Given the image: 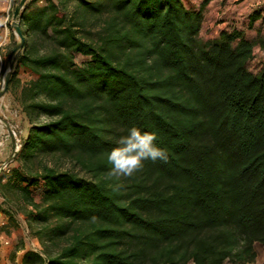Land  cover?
<instances>
[{"label": "trees", "instance_id": "trees-1", "mask_svg": "<svg viewBox=\"0 0 264 264\" xmlns=\"http://www.w3.org/2000/svg\"><path fill=\"white\" fill-rule=\"evenodd\" d=\"M206 2L26 0L7 93L27 132L0 195L41 250L19 264L255 262L264 69L249 70L240 30L201 37ZM133 127L155 133L168 162L109 177L108 153Z\"/></svg>", "mask_w": 264, "mask_h": 264}, {"label": "crops", "instance_id": "crops-1", "mask_svg": "<svg viewBox=\"0 0 264 264\" xmlns=\"http://www.w3.org/2000/svg\"><path fill=\"white\" fill-rule=\"evenodd\" d=\"M203 1L184 0L187 7L192 9H197ZM6 2L8 1L0 0V29L5 33L7 31L6 35L9 36L14 35V32L12 29H6L4 25L2 12L6 10ZM203 15L200 31L203 39L216 38L222 30L236 28L253 43V58L248 63L249 70L257 72L264 69V0H207ZM10 132L7 124H0V166L6 162L10 163L15 151L16 141ZM261 255L264 258V249ZM258 257L257 254L256 258Z\"/></svg>", "mask_w": 264, "mask_h": 264}, {"label": "rangeland", "instance_id": "rangeland-1", "mask_svg": "<svg viewBox=\"0 0 264 264\" xmlns=\"http://www.w3.org/2000/svg\"><path fill=\"white\" fill-rule=\"evenodd\" d=\"M7 1L13 4V0ZM8 2H6V5ZM3 15L4 12H2ZM6 29L10 28L6 27ZM6 33L3 29H0V88L7 67L9 53L17 42L15 34L7 36ZM81 59L83 58L77 57V60ZM17 74L21 82L30 78L29 72L22 67L18 68ZM3 97L6 103L0 105V124H7L9 126L10 135L14 137L17 146L26 135L27 121L25 118L23 119V114L12 102L9 94L6 93ZM16 146L14 149H16ZM8 163L3 169L8 167ZM33 197L37 202L40 201V193H33ZM0 233L4 235V237L0 238V246H2V249H0V264H19L25 250H41V244L33 236L32 231L28 227L23 210L21 211L20 206L16 202L12 203L9 200L6 202L2 195H0ZM6 239L8 240L7 243L4 242ZM263 249L264 247L260 244H255V250L259 257L252 264H264V258L261 255ZM187 264H190V261Z\"/></svg>", "mask_w": 264, "mask_h": 264}, {"label": "clouds", "instance_id": "clouds-1", "mask_svg": "<svg viewBox=\"0 0 264 264\" xmlns=\"http://www.w3.org/2000/svg\"><path fill=\"white\" fill-rule=\"evenodd\" d=\"M157 137L155 133L141 132L133 127L128 130L126 136L119 140V147L108 153V162L112 165L109 177H132L144 167L143 162H168L166 150L156 146ZM190 264L194 262L190 261Z\"/></svg>", "mask_w": 264, "mask_h": 264}, {"label": "water", "instance_id": "water-1", "mask_svg": "<svg viewBox=\"0 0 264 264\" xmlns=\"http://www.w3.org/2000/svg\"><path fill=\"white\" fill-rule=\"evenodd\" d=\"M26 0H19L17 4H15L14 9H13V13H12V20L10 22V27L13 30L14 34L17 37V42L15 43L13 49L11 50V52L9 53L8 56V60H7V67L4 73V77H3V82L0 88V98L7 93V89H8V82H9V78H10V74L12 71V63L14 61V58L16 56V54L20 51L21 46H22V33L20 31L19 28V14L23 8V5L25 4ZM19 148H16L14 151V154L12 156V160L15 156V154L17 153ZM8 162L4 163L3 165L0 166V171L6 166Z\"/></svg>", "mask_w": 264, "mask_h": 264}, {"label": "built area", "instance_id": "built-area-1", "mask_svg": "<svg viewBox=\"0 0 264 264\" xmlns=\"http://www.w3.org/2000/svg\"><path fill=\"white\" fill-rule=\"evenodd\" d=\"M13 9H14V5L9 1L6 5V10L4 11V15H3L5 27H8L7 23L8 22L10 23L12 20ZM19 146H20V144L17 145L16 148H18ZM2 237H4V235L2 233H0V238H2ZM4 242L7 243L8 240L6 239Z\"/></svg>", "mask_w": 264, "mask_h": 264}, {"label": "bare ground", "instance_id": "bare-ground-1", "mask_svg": "<svg viewBox=\"0 0 264 264\" xmlns=\"http://www.w3.org/2000/svg\"><path fill=\"white\" fill-rule=\"evenodd\" d=\"M3 96H4V95H3ZM3 96L0 98V105L6 103V101L4 100V97H3Z\"/></svg>", "mask_w": 264, "mask_h": 264}]
</instances>
